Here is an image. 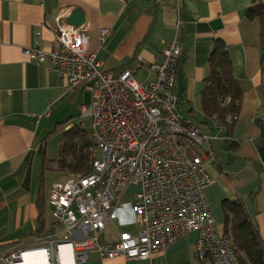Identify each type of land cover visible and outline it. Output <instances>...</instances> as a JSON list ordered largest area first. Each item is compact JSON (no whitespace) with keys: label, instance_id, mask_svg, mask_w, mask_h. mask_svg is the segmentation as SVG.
Instances as JSON below:
<instances>
[{"label":"crops","instance_id":"0c3cea01","mask_svg":"<svg viewBox=\"0 0 264 264\" xmlns=\"http://www.w3.org/2000/svg\"><path fill=\"white\" fill-rule=\"evenodd\" d=\"M259 1L264 0H0V255L19 244L35 246L39 236L62 231L52 218L53 209L46 210L53 185L62 183L50 177L56 171L50 161L59 155V150L54 155L56 144L52 150L51 141L61 135L59 149L64 129L84 124L79 107L92 101V93L82 85L69 88L50 62L31 59L25 49L51 50L57 24L69 23L76 8L85 16L81 25L90 36V51L115 74L142 57L135 76L149 82L155 77L151 66L162 60L165 44L180 45L174 92L182 116L213 136L203 148L213 154L206 166L215 182L207 198L217 231L230 233L224 203L239 200L264 241L261 24L247 15ZM102 28L109 30L105 43L100 40ZM217 41L225 43L241 91L240 107L229 113L234 117L229 126L203 104ZM134 189L117 199L102 242L138 229L130 206ZM197 236L191 231L149 259H102L93 251L77 264H214L197 257Z\"/></svg>","mask_w":264,"mask_h":264},{"label":"built area","instance_id":"2783aa9c","mask_svg":"<svg viewBox=\"0 0 264 264\" xmlns=\"http://www.w3.org/2000/svg\"><path fill=\"white\" fill-rule=\"evenodd\" d=\"M108 35L107 28L100 30L102 43ZM25 53L50 62L69 88L82 85L92 93V101L79 108L80 117L91 120L97 157L90 174L71 176L51 189L52 218L62 226L61 233L39 236L35 246L19 244L0 260L77 264L86 262L93 251L102 259H149L196 231L198 257L214 264H235L232 237L217 231L207 198L215 178L206 166L213 154L203 147L213 136L182 116L174 92L180 45L165 44L162 60L151 66L155 77L149 82L135 76L142 57L119 74L104 68L97 52L90 51V36L83 25L59 22L51 50L27 48ZM230 101L231 97L219 100L222 106ZM233 121L230 115L225 125ZM129 186L137 189L130 206L138 229L121 231L117 240L102 242L116 201Z\"/></svg>","mask_w":264,"mask_h":264},{"label":"trees","instance_id":"16d2710c","mask_svg":"<svg viewBox=\"0 0 264 264\" xmlns=\"http://www.w3.org/2000/svg\"><path fill=\"white\" fill-rule=\"evenodd\" d=\"M247 15L252 19H258L261 24V69L264 74V1L252 4ZM209 74L207 86L203 91L205 98L203 104L207 112L225 120L231 115L229 113L238 111L241 91L233 76V67L225 43L221 41L216 42L210 56ZM227 96H231V101L228 105L222 106L219 100ZM95 149L91 129L80 122L64 129L58 158L50 163L56 171L65 172L72 177H83L93 170V162L97 157ZM224 209L229 222L228 234L232 237L233 248L237 254L236 263L264 264V241L258 226L249 219L244 205L239 200H227Z\"/></svg>","mask_w":264,"mask_h":264},{"label":"rangeland","instance_id":"374dc122","mask_svg":"<svg viewBox=\"0 0 264 264\" xmlns=\"http://www.w3.org/2000/svg\"><path fill=\"white\" fill-rule=\"evenodd\" d=\"M140 82H142V81H140ZM82 121L84 122L85 127L89 128V129L91 128V120L89 118H84V119H82ZM60 138H61V135H57L51 141L52 150H53V146L56 144V153L54 155H57L58 154V150H59L58 149V145H59V142H60ZM54 150H55V148H54ZM50 177H54L55 179H58V180H56V182H62V183H64L70 177V175L67 174V173L59 172V171H51L50 172ZM128 188H129V191L135 190L134 189L135 187H133V186H129ZM52 209L53 208H51V206H50V204L48 202L47 207H46L47 213H51L52 212ZM109 230H111V229H109V227H108L107 231H109ZM107 231H106V233H107ZM109 234L110 233H108V235Z\"/></svg>","mask_w":264,"mask_h":264},{"label":"water","instance_id":"95a60500","mask_svg":"<svg viewBox=\"0 0 264 264\" xmlns=\"http://www.w3.org/2000/svg\"><path fill=\"white\" fill-rule=\"evenodd\" d=\"M67 21L75 26L83 24L85 22L83 11L80 8H76L69 14Z\"/></svg>","mask_w":264,"mask_h":264},{"label":"bare ground","instance_id":"6f19581e","mask_svg":"<svg viewBox=\"0 0 264 264\" xmlns=\"http://www.w3.org/2000/svg\"><path fill=\"white\" fill-rule=\"evenodd\" d=\"M31 255H32V254H29V255L27 256L28 260H29V257H31Z\"/></svg>","mask_w":264,"mask_h":264}]
</instances>
